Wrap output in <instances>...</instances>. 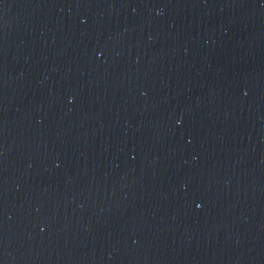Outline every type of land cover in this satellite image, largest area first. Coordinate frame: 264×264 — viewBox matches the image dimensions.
Returning a JSON list of instances; mask_svg holds the SVG:
<instances>
[{
    "label": "water",
    "instance_id": "water-1",
    "mask_svg": "<svg viewBox=\"0 0 264 264\" xmlns=\"http://www.w3.org/2000/svg\"><path fill=\"white\" fill-rule=\"evenodd\" d=\"M0 264H264V0H0Z\"/></svg>",
    "mask_w": 264,
    "mask_h": 264
}]
</instances>
